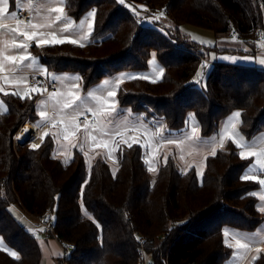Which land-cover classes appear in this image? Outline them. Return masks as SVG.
<instances>
[{"label":"trees","instance_id":"1","mask_svg":"<svg viewBox=\"0 0 264 264\" xmlns=\"http://www.w3.org/2000/svg\"><path fill=\"white\" fill-rule=\"evenodd\" d=\"M64 4L66 15L75 22L94 11L90 42L32 44V56L47 71L78 73L85 90L113 73L145 69L154 51L164 69L161 80H130L119 90L121 105L148 119L157 116L171 130L184 127L193 112L200 134L206 137L217 132L221 119L238 110L243 137L264 132V70L214 62L205 83L198 81L204 64L202 50L195 49L198 44L190 39L188 46L185 35L171 36L167 29L164 36L161 24L142 25L140 19L143 13V19L160 23L156 18L163 9V18L177 30L189 24L211 30L217 39L236 31L241 41L253 46L256 30L264 28V0H124L122 4L64 0ZM180 36V44L170 40ZM4 100L0 237L17 257L0 249V264H40L36 236L15 218L14 206L33 217L48 213L53 218L56 237L75 244L68 264H138L135 233L145 240L166 235L169 264H224L232 255L224 242V228L254 232L263 220L253 194L259 182L241 179L249 160L240 157L231 141L206 158L201 181L194 168L180 171L172 157L151 176L139 145L118 148V169L113 174L100 158L87 166L77 151L67 163L53 158L49 135L38 149H32L31 139L14 146L21 124L34 119L33 98L7 94ZM93 221L102 225V231ZM151 253L156 259L163 254ZM251 264H264V252Z\"/></svg>","mask_w":264,"mask_h":264},{"label":"crops","instance_id":"2","mask_svg":"<svg viewBox=\"0 0 264 264\" xmlns=\"http://www.w3.org/2000/svg\"><path fill=\"white\" fill-rule=\"evenodd\" d=\"M4 6L3 0H0V7ZM7 8L8 11L5 13L7 18H0V23L7 26L0 29V53L5 56L22 54L30 56L19 72L14 71L15 65L12 62L4 60L3 56H0V114L7 111L4 100V96L7 94L15 92L16 96H31L33 98L32 116L34 119L23 122L29 127V134L27 133L28 136L25 135L24 139L19 140L21 142L18 144L28 139H31V144H39L42 137L49 135L53 142V158L67 163L77 151L83 155L87 166H90L95 159L100 158L109 165L113 174L118 169L116 159L118 148L127 147L129 144L139 145L143 153V160L148 168L154 167L157 171L156 165H161V162L163 163L167 157L171 156L180 171L186 172L194 168L198 181H201L206 158L213 155V150L216 152L223 148L228 141H231L237 147L239 155L241 152L245 154V157H248L250 152L257 154L254 157L246 158L249 160V164L243 170L242 176L246 173L254 175L257 177L255 180L257 182L264 179V176L261 175L264 174V170L259 168V163L264 162V132L257 133L249 139L243 137L238 129L240 117L233 116V113L239 112L238 110H234L221 119L217 132L207 137L200 134V126L193 112L187 115L184 127L168 131L162 126L161 120L148 119L143 113L134 112L130 106L119 103L118 93L121 86L133 79H150L148 76L144 77L139 74V71L122 70L113 73L84 90L78 73L47 71L39 59L32 56L30 52L32 44L38 46L53 44L54 40H74L78 45L90 42L92 28H89V25L93 24L94 15L88 14L93 11H88L78 22H75L66 15L64 0H7ZM17 8L29 11L31 23L36 25L35 28L27 26V23L18 24V21L21 20L11 18V13L16 12ZM54 8H62L63 12L51 11ZM58 15L62 17L59 22L56 21ZM147 21L150 20H144V22ZM14 29L16 31H13ZM25 31L29 35L36 33L35 38L26 40L23 35H19ZM40 41H46V43L42 44ZM218 41L225 45L222 46L225 49L229 48L225 44L227 36ZM235 41L237 44L231 43L236 46L235 50L216 53L214 62L222 61L232 65L264 70V67L260 65V59L264 58V48H260L257 44L252 46L241 40ZM14 42L28 44L29 47L27 50L17 49L13 46ZM224 56H226L225 59ZM155 59L152 55L150 56L148 73L151 74L152 81H160L164 69ZM34 71L56 82V89L50 93L51 95L36 101H34L33 88L28 86L29 73ZM20 77H26V79ZM109 92H115L116 95L110 97ZM77 97H79L81 106L77 112L70 114L72 110L64 109L63 105L76 101ZM93 97H99V100L97 101ZM101 106L103 111L114 113L111 118L95 111ZM40 112L45 113L43 118L40 116ZM83 114L94 117V123L91 125L80 123L78 117ZM193 127L196 129L195 132L192 130ZM161 136H168V139H161ZM221 141H223V145H221ZM254 167L255 171H253ZM253 194L256 197V210L264 216V211L259 210L264 208V200L260 199L261 196H264V186L259 184ZM13 209L19 214V221L36 236L41 255L40 264H58L61 253L58 242L54 239L45 240L43 238L35 217L23 212L17 206H14ZM32 230H36L37 235ZM226 231L227 235H225ZM223 235L225 244L232 248V255L224 264H251L253 258L263 251L260 245L264 240V217L254 232L225 227ZM245 244L246 248L240 247ZM0 249L10 255L14 253L6 246L1 237ZM257 249L260 251L257 252ZM11 256L17 257L16 255Z\"/></svg>","mask_w":264,"mask_h":264},{"label":"built area","instance_id":"3","mask_svg":"<svg viewBox=\"0 0 264 264\" xmlns=\"http://www.w3.org/2000/svg\"><path fill=\"white\" fill-rule=\"evenodd\" d=\"M17 19L22 20L25 23L31 19V14L28 10L24 8H17ZM231 37H235V40H240L239 34L237 32H232ZM256 41L258 44L264 48V30L259 29L257 31ZM28 86L32 88H39L38 92L34 94V101L42 97H48L49 94L56 89V82L51 78L43 76L41 73L34 71L29 73ZM80 123L93 124L94 117L89 114H83L78 117ZM17 142H19L17 140ZM37 225L41 228L43 238L45 240L54 239L58 242L61 253L59 256L60 264H68V258L71 252L75 249V244L72 242H67L59 240L53 230V218L48 214L44 213L36 217ZM173 222L170 221L168 226L171 227ZM136 243H137V252H138V264H169L168 257H159L156 259L152 255V251L160 249L162 243L166 239L165 236L161 238H155L150 240H145L140 238L138 234H134ZM138 238V239H137ZM260 248L264 251V240L261 242Z\"/></svg>","mask_w":264,"mask_h":264},{"label":"rangeland","instance_id":"4","mask_svg":"<svg viewBox=\"0 0 264 264\" xmlns=\"http://www.w3.org/2000/svg\"><path fill=\"white\" fill-rule=\"evenodd\" d=\"M117 2L119 3V4H122V3H120V0H117ZM138 12L139 11H141V10H137ZM164 13V11H163V9H159V12H158V14H157V18H156V20L157 21H161L160 23H154V22H152L151 20L150 21H147V22H144V20L145 19H143L142 18V14L143 13H141L140 14V19H141V23H143L142 25H149V26H156L157 24H161V27H163V29L161 28V27H159V29H160V33H162V35H164V36H168V33L166 32V30L165 29H167L169 32H173L172 33V35L171 36H175V32H178L179 33V35L181 34V35H185L186 36V44L188 45V46H191L192 45V42L190 41V39H192L193 41H195L198 45H200V47L197 45V46H195V49H201L202 50V52H203V57L201 58V60H202V62L204 63V64H202V66L200 67V69L198 70V72L199 73H201V75H199L198 77H197V80L198 81H202L203 83H205V81H206V78H207V75H208V73L210 72V70H211V68H212V65H213V62H214V60H215V58H216V53H223V52H229V51H231V49L233 50H235V48H236V46L235 45H231V43H235V44H237L236 43V41L231 37V34L229 35V34H225V35H221V37H218V39H217V37H215L214 36V34H213V32L211 31V30H208V29H202V28H198V27H195V26H192V25H189V24H185V25H183L182 27H181V31H180V29H179V27H178V29L179 30H177V29H175L174 27H176V25L174 24V23H172L171 21H168V20H166V19H164L163 18V14ZM154 17H152L151 19H153ZM139 22H140V20L139 19H137ZM155 20V21H156ZM259 29H263L264 30V28H262V27H259L257 30H256V32H255V35H256V37H257V31L259 30ZM181 32V33H180ZM236 32V31H235ZM238 34V33H237ZM185 36H183L184 38H185ZM225 36H227V41H225L224 43L226 44V45H228L229 46V48H224V47H222V46H225V45H222L221 43H220V41H218L220 38H222V37H225ZM228 36H229V38H228ZM241 39V38H240ZM166 40V39H165ZM170 40L172 41V43H176V42H178L179 44H180V40H183V38H181V36H180V38H178V39H176V40H173V39H171L170 38ZM255 44H257L260 48H262L259 44H258V42L256 41L255 42ZM153 56V58L155 59V57H156V54H155V52L154 51H152L151 52V54H150V56ZM155 56V57H154ZM209 57V59H208V57ZM219 58H221V56H218ZM224 59L226 58V56H224L223 57ZM156 60V59H155ZM262 60H264V58H261L260 59V61H262ZM159 63V62H158ZM215 63H225V62H222V61H215ZM259 63V62H258ZM225 64H230V63H225ZM261 66H263L264 67V64H260ZM206 66V67H205ZM240 66V65H239ZM149 70H150V66H149V58H148V61H147V67L145 68V69H142V70H136V71H139V74H142V75H144V77H146V76H148L150 79H141V80H145L146 82H149V83H154V82H157V81H152L151 79H152V76H151V74H149L148 72H149ZM190 113V112H189ZM188 113V114H189ZM150 119H152V120H161L162 121V126L164 127V129H168V131H171V129H169L168 127H167V124H166V122L164 121V120H162V119H160V118H157V116H150ZM187 119V118H186ZM21 125H24V123L23 124H21ZM26 125V124H25ZM29 134V133H28ZM28 134L26 135V136H28ZM15 136V135H14ZM169 157H171V156H169ZM167 160V159H166ZM165 160V161H166ZM164 161V162H165ZM163 162V163H164ZM162 162H161V164H163ZM160 167V164H157L156 165V168L158 169ZM151 173V176H154L156 173H157V171H155V172H150ZM262 176H264V174L262 173L261 174ZM13 211V214H14V216H15V218L16 219H20V216H19V214L17 213V211L14 209V210H12ZM28 214V213H27ZM261 214V213H260ZM262 216H263V214H261ZM264 217V216H263ZM36 218V217H35ZM32 232L34 233V234H36L37 235V232H36V230H32ZM162 236H165L166 237V239L164 240V242L162 243V245H161V247H160V249H158V250H161L162 252H163V254H162V256L163 257H168V259H169V255H168V251L165 249L166 247L168 248V238H167V236L166 235H161V236H159V237H154L153 239H155V238H161ZM154 251H157V250H154ZM58 264H60V259H58Z\"/></svg>","mask_w":264,"mask_h":264},{"label":"snow or ice","instance_id":"5","mask_svg":"<svg viewBox=\"0 0 264 264\" xmlns=\"http://www.w3.org/2000/svg\"><path fill=\"white\" fill-rule=\"evenodd\" d=\"M3 3H4V7H0V18H7V17H5V13L8 11V8H7V0H3ZM120 3H124V0H120ZM51 11H53V12H63V9L62 8H54V9H51ZM95 13H94V11L93 12H91V13H89L88 15H90V16H93ZM17 17V13L16 12H12L11 13V18H16ZM62 19V17L61 16H57L56 17V21L57 22H59L60 20ZM25 22L24 21H18V24H24ZM27 26H30V27H33V28H35L36 27V25L35 24H32L31 23V19L28 21V23H27ZM7 26L6 25H4V24H2V23H0V29H2V28H6ZM48 27H51V25H48ZM93 27V25H89V28H92ZM13 31H16L15 29L13 30ZM66 31V30H65ZM19 35H23L24 37H25V39L26 40H32V39H34L35 38V36H36V33H33V34H31V35H29L26 31L25 32H21V33H19ZM84 39H87V37H84ZM233 39L235 40V37H233ZM64 41L63 40H54L53 41V43H63ZM70 43H76V41H69ZM40 43H46V41H40ZM13 46L15 47V48H17V49H24V50H27V48L29 47V45L28 44H25V43H17V42H14L13 43ZM81 46H83V45H81ZM0 56H3V59L4 60H6V61H9V62H12L14 65H15V69H14V71H16V72H19L20 71V69L22 68V66H24V62L25 61H28L29 59H30V56L29 55H24V54H22V55H18V56H5L3 53H0ZM262 64H264V60H262V61H260ZM29 67H31L32 65H28ZM206 67V66H205ZM163 70L161 69V72H162ZM197 75L199 76V75H201V73H197ZM21 79H26V77H20ZM53 79H55V77H53ZM34 93L35 92H38L39 91V88L38 87H36V88H33V90H32ZM12 95H17V93H12ZM51 95V94H50ZM108 95L110 96V97H113V96H115L116 95V93L115 92H109L108 93ZM20 99H25V98H28V99H31V96H27V97H25V96H21V97H19ZM93 99H95V100H99V97H93ZM41 104H43V101H41ZM80 103H79V97H77V99H76V101H71V102H67V103H65L64 105H63V107H64V109H71L72 110V112L70 113V114H73V113H75V112H77L78 110H79V108H80ZM97 113H101V114H103V115H105V116H108L109 118H111V116L114 114V113H110V112H106V111H103V109H102V106L101 107H98L96 110H95ZM240 115H241V113L240 112H235V113H233V116L234 117H240ZM40 116L43 118L44 116H45V113L44 112H40ZM125 119H127V118H125ZM231 119V118H230ZM193 132H195L196 131V129H195V127H193ZM29 130L26 128V129H24V133H22L21 135H19V136H17L16 137V139L19 141V140H21V139H23V135L25 134V133H27ZM161 139H168V136H161L160 137ZM198 139V138H197ZM41 142L43 143L44 142V140H43V137L41 138ZM221 145H223V141H221ZM129 147H132V145L131 144H129L128 145ZM238 147L240 146V145H237ZM31 147H32V149H38L39 147H40V145L39 144H32L31 145ZM213 156L216 154L215 153V150H213ZM257 154L255 153V152H250L249 153V156L248 157H245V154L243 153V152H241L240 153V156H241V158L242 159H245V158H251V157H254V156H256ZM167 159V158H166ZM259 168L261 169V170H264V162H260L259 163ZM256 169H255V167L253 168V171H255ZM148 171H150V172H155L156 171V169L154 168V167H150L149 169H148ZM199 174V173H198ZM241 179L242 180H256L257 179V177L256 176H254V175H248L247 173L244 175V176H242L241 177ZM259 182V184L260 185H262V186H264V179H261V180H259L258 181ZM82 195H83V192L81 193ZM260 199L261 200H264V196H261L260 197ZM82 207H83V204L81 205ZM260 211H264V208H260L259 209ZM87 214V213H86ZM90 219H91V217H89ZM95 224H96V227L98 228V229H101V231H102V225L101 224H99L98 222H96V221H93ZM228 233H227V231L225 232V235H227ZM138 239V238H137ZM240 247H242V248H246L247 247V245L245 244V245H240ZM260 251V249H257V252H259ZM11 255H15V253H11ZM254 260L256 259V257H254L253 258Z\"/></svg>","mask_w":264,"mask_h":264},{"label":"bare ground","instance_id":"6","mask_svg":"<svg viewBox=\"0 0 264 264\" xmlns=\"http://www.w3.org/2000/svg\"><path fill=\"white\" fill-rule=\"evenodd\" d=\"M26 128L29 130V127H28L27 125L21 126L20 129H19V131L16 132V134H15V136H14V146H17V145H18V142H17L16 137L19 136V135H21L22 133H24V129H26ZM27 133H28V132H27ZM27 133H25V134L23 135V139H24V136L27 135ZM21 140H22V139H21Z\"/></svg>","mask_w":264,"mask_h":264},{"label":"water","instance_id":"7","mask_svg":"<svg viewBox=\"0 0 264 264\" xmlns=\"http://www.w3.org/2000/svg\"><path fill=\"white\" fill-rule=\"evenodd\" d=\"M25 141V140H24ZM19 142H21V141H19Z\"/></svg>","mask_w":264,"mask_h":264}]
</instances>
